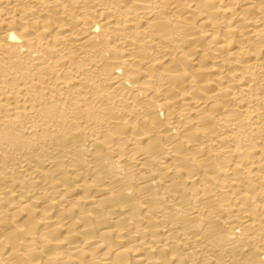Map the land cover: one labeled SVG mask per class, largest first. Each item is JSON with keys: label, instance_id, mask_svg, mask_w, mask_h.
I'll return each instance as SVG.
<instances>
[{"label": "bare ground", "instance_id": "1", "mask_svg": "<svg viewBox=\"0 0 264 264\" xmlns=\"http://www.w3.org/2000/svg\"><path fill=\"white\" fill-rule=\"evenodd\" d=\"M0 264H264V0H0Z\"/></svg>", "mask_w": 264, "mask_h": 264}]
</instances>
